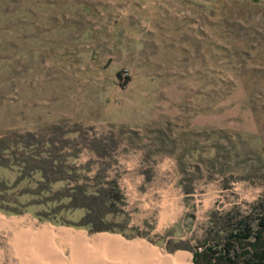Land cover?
<instances>
[{
    "label": "rangeland",
    "instance_id": "rangeland-1",
    "mask_svg": "<svg viewBox=\"0 0 264 264\" xmlns=\"http://www.w3.org/2000/svg\"><path fill=\"white\" fill-rule=\"evenodd\" d=\"M5 130L65 143L68 162L86 176L105 169L121 186L127 224L144 234L74 226L83 211L55 213L57 182L48 192L32 185L55 200L28 205L45 208L41 214L55 223L27 211L0 217L148 248L147 257L129 250V259L125 251L90 241L79 250L74 240L55 237L64 259L49 264H92L103 253L155 264L150 250L192 264L191 251L174 246L200 239L209 211L244 212L264 189V0H0V134ZM95 137L105 139L109 155L89 148ZM11 175L0 171V178ZM181 179L184 186L191 180V193ZM122 218L105 220L117 228ZM8 226L0 230V264H41L29 260L30 247L17 244ZM36 247V255L50 257Z\"/></svg>",
    "mask_w": 264,
    "mask_h": 264
},
{
    "label": "trees",
    "instance_id": "trees-1",
    "mask_svg": "<svg viewBox=\"0 0 264 264\" xmlns=\"http://www.w3.org/2000/svg\"><path fill=\"white\" fill-rule=\"evenodd\" d=\"M126 80L127 77L120 85H124ZM46 135L47 138L41 140L36 131L5 130L0 134V171L6 169L12 174L9 179L0 178V212L19 214L27 211L39 219L51 221L41 214L45 208L33 212L28 205L35 203L46 207L55 197L44 198L30 187L44 184L48 192L57 182L59 188L53 191L58 201L55 213L76 208L83 211L74 226L88 232L105 230L126 237L143 236L138 227L127 225L126 214L120 208L123 196L116 179L107 175L105 169H102V174L95 173L92 177L86 176V171L81 174L78 172L80 167L67 160L71 156L65 151L67 145H56V139ZM104 142L103 137H95L89 148L98 155H109ZM77 151L72 155L75 156ZM92 178L94 182L89 183ZM182 181L179 183L183 185L185 195L191 193L193 189L188 186L191 180L186 186ZM9 190L11 192L6 194ZM117 213L123 216V220L116 228L105 219ZM207 218V226L200 239L193 244L179 242L181 244L174 246L190 250L192 264H264V189L244 212L231 209L218 213L211 210ZM125 230L130 234H125Z\"/></svg>",
    "mask_w": 264,
    "mask_h": 264
},
{
    "label": "bare ground",
    "instance_id": "bare-ground-1",
    "mask_svg": "<svg viewBox=\"0 0 264 264\" xmlns=\"http://www.w3.org/2000/svg\"><path fill=\"white\" fill-rule=\"evenodd\" d=\"M8 225H14L12 227H14V237H19V239H15L14 241L18 244L21 242H26V244L30 247V249H26L29 250L27 251V255L29 257V260L33 263H45V264H49L50 260H54V258L57 257L56 260H58V258H61L63 256H61L60 252L56 251L55 247H54V242L53 239L55 237H64L65 239H69L70 240H74V243H77L78 245V249L80 250V246L81 247H85L88 246V242L90 241V239H87L88 237L85 236L83 233H75L73 231L70 230H64V229H57V230H53L50 227H48L47 225H37L35 226V230L34 228L32 229V227H34L33 222L30 220H27L25 217H20V218H12V219H5L0 217V230L4 229V228H9ZM27 225V226H26ZM8 226V227H7ZM17 229V230H16ZM10 230V229H8ZM15 237V238H16ZM42 239H41V238ZM63 238V239H64ZM67 241V242H68ZM62 242V241H61ZM92 246H102L104 249H108V250H113V252L117 253L118 252H123L127 254V252L130 251H139V249H143L142 252H144L145 250H147V246L141 243H134V242H130L127 243L124 240H122L121 238L117 237V236H109V235H95L91 238ZM56 243V242H55ZM72 243V242H71ZM90 243V244H91ZM22 244V243H21ZM36 245L38 247H40V245L45 249V253L49 254L50 257L47 258H41V256L39 257L38 255H36ZM16 246V245H15ZM19 246V245H18ZM91 246V245H90ZM13 247V246H12ZM22 247V246H21ZM75 247V246H74ZM93 247V248H94ZM23 248H25L23 246ZM84 248V249H85ZM91 248V247H90ZM21 249V248H20ZM97 249V248H96ZM87 250V248H86ZM85 250V252H86ZM91 250V249H90ZM115 250V251H114ZM20 251V250H19ZM118 251V252H116ZM125 251V252H124ZM129 251V252H130ZM148 251V250H147ZM74 252V251H73ZM81 252V251H80ZM85 252H82V254H86ZM112 252V251H111ZM141 252V253H142ZM75 253V252H74ZM145 253V252H144ZM143 253V254H144ZM44 254V253H42ZM54 254V255H52ZM137 254V253H136ZM16 255V254H15ZM46 255V254H45ZM83 255V256H84ZM89 255V253L87 254ZM87 255L86 258H87ZM141 255V254H140ZM148 255L147 253H145V256ZM150 255L148 258L152 259V261H154L155 264H181V256H165L164 254L161 255L159 252L154 253V250H150ZM19 256V255H18ZM52 256V258H51ZM81 256V255H80ZM79 256V258H80ZM84 256V257H85ZM118 256V255H117ZM124 256V255H123ZM128 256V254H127ZM83 257V258H84ZM129 257V256H128ZM135 257V256H134ZM147 257V256H146ZM78 258V259H79ZM90 257H88L89 259ZM95 262L92 264H120L121 263V259H124L123 262L125 264H131L126 262L127 260L129 261V259L126 257L125 258H121L120 257H114L113 255H108L107 254H97V256L95 255L94 257ZM27 259V257H26ZM48 259V260H47ZM64 259V257H63ZM62 259V261L64 262V260ZM132 259V258H131ZM137 259V258H136ZM28 260V259H27ZM80 260V259H79ZM83 260V259H82ZM86 260V259H85ZM90 260V259H89ZM20 261V260H19ZM60 261V260H59ZM135 261V260H134ZM143 261V260H142ZM21 262V261H20ZM58 262V261H57ZM56 262V263H57ZM77 262V261H76ZM90 262H93L90 260ZM89 262V263H90ZM130 262V261H129ZM137 262V261H136ZM150 262V261H149ZM148 262V263H149ZM55 263V261H54ZM60 263V262H59ZM86 263V262H85ZM84 263V264H85ZM88 263V261H87ZM134 263V262H133ZM143 263V262H142ZM19 264V263H18ZM184 264V263H183Z\"/></svg>",
    "mask_w": 264,
    "mask_h": 264
},
{
    "label": "crops",
    "instance_id": "crops-1",
    "mask_svg": "<svg viewBox=\"0 0 264 264\" xmlns=\"http://www.w3.org/2000/svg\"><path fill=\"white\" fill-rule=\"evenodd\" d=\"M128 79V78H127ZM141 177H143V173L142 172H140L139 174H138V178H141ZM117 184H118V187H119V189H120V191H121V186H119L120 184H119V182L117 181ZM121 193H122V191H121ZM123 194V193H122ZM124 203H126L125 201H124ZM1 215V214H0ZM2 216H4V215H2ZM33 216V215H32ZM5 217V216H4ZM11 217H15V218H20L19 216H10V218ZM25 217V216H24ZM34 217V216H33ZM10 218H7V219H10ZM27 220H30V221H32L33 222V225H34V227H32V228H35V226H37L38 224L33 220V219H30V218H27V217H25ZM128 225V224H127ZM27 226V225H26ZM128 226H132L131 224L130 225H128ZM5 229V228H4ZM2 230V229H1Z\"/></svg>",
    "mask_w": 264,
    "mask_h": 264
}]
</instances>
